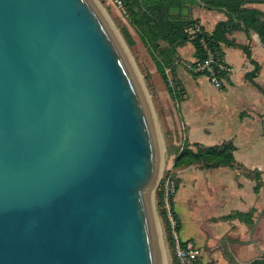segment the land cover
<instances>
[{"label":"water","instance_id":"1","mask_svg":"<svg viewBox=\"0 0 264 264\" xmlns=\"http://www.w3.org/2000/svg\"><path fill=\"white\" fill-rule=\"evenodd\" d=\"M167 156L98 0H0V264H172Z\"/></svg>","mask_w":264,"mask_h":264},{"label":"crops","instance_id":"2","mask_svg":"<svg viewBox=\"0 0 264 264\" xmlns=\"http://www.w3.org/2000/svg\"><path fill=\"white\" fill-rule=\"evenodd\" d=\"M244 7L257 10L260 21L264 24V2H254ZM178 12V11H177ZM185 17L197 21L208 34H212L218 23L228 20L224 11L210 10L199 5L187 6L182 10ZM137 47H144L138 34L125 21ZM238 46H221L222 58L229 71L224 78V86L217 89L209 81H202V75L190 71L188 66L199 59L191 42L177 49V57L181 64L175 62L172 77L185 90V99L181 102V116L188 129V143L200 144L204 147L218 146L231 143L235 147L234 156L236 166H242L248 174H241L238 168L220 167L216 169L204 168L201 164L174 169L178 177V192L173 198L174 211L179 222V236L182 241H193L201 250L200 264H250L252 261L264 258V165L249 168L243 161H239L237 144L244 140L243 146L248 149L264 148V40L258 32L242 26L228 35ZM168 47L167 43L161 42ZM243 48H247L248 52ZM146 49V48H145ZM259 68L256 77L249 75ZM151 72L154 75L153 70ZM168 97L169 94L167 93ZM207 103L215 104V108H225L222 116L218 112L213 115V123L217 135L213 134L212 122L194 119V113L202 110ZM240 117L239 131L233 132L232 125ZM212 119V117H210ZM224 134H227L223 136ZM223 136V137H222ZM198 138H206L213 145H206ZM214 140V141H213ZM177 156V155H176ZM175 156V157H176ZM230 169L229 177L222 182L220 177L207 178L205 170ZM226 171V170H224ZM228 173V172H227ZM259 184L257 192L255 188ZM214 192V197L212 194ZM252 191V192H251ZM249 192V194H248ZM215 206L218 215L211 217V221L224 223L222 229L196 230L197 211L206 205ZM182 205L187 208L188 221L194 225L184 223L181 215ZM237 214H252L253 224L249 225ZM201 222H198L200 224Z\"/></svg>","mask_w":264,"mask_h":264},{"label":"trees","instance_id":"3","mask_svg":"<svg viewBox=\"0 0 264 264\" xmlns=\"http://www.w3.org/2000/svg\"><path fill=\"white\" fill-rule=\"evenodd\" d=\"M205 2V8L210 10L223 11V8L227 9L228 20L218 23L212 34L205 35L208 45L218 52L221 57L222 45L230 47L238 46L234 40L228 38V35L240 30L242 24L246 26L247 31L252 29L258 32L264 40V24L260 21V13L257 10L244 7L254 2L220 0H207ZM124 3L128 10L127 21L138 34L141 42L152 57L158 73L167 85L171 98L178 103L183 102L185 90L178 81H175V89L169 86L167 69L174 71L177 49L188 42L193 44L196 50V57L199 61H202L205 57L201 44L202 36H197L191 40L190 35L186 32L197 21L192 20L190 17H185L182 13V10L187 8V6L198 4L193 0H124ZM124 34L131 37L133 41L131 33L127 28ZM161 42L167 43L168 47L164 48ZM243 49L248 52L247 48ZM258 72L259 68L257 66L256 70L249 75V78H255ZM234 151L235 147L231 143L212 147H204L200 144H194L193 147L190 144H185L176 156L173 168L179 169L195 164H201L204 168L208 169L220 167L235 168ZM259 189L260 186L258 184L255 190L258 192ZM157 198L158 207L161 209L163 219L168 222V211L161 190L157 192ZM173 198L170 200L171 214L177 221L176 231L179 233V222L174 211ZM237 216L243 218L249 225L253 224L251 220L252 214H237ZM250 264H264V258L256 259Z\"/></svg>","mask_w":264,"mask_h":264},{"label":"rangeland","instance_id":"4","mask_svg":"<svg viewBox=\"0 0 264 264\" xmlns=\"http://www.w3.org/2000/svg\"><path fill=\"white\" fill-rule=\"evenodd\" d=\"M100 4L103 6L109 17L111 18L112 22L116 26V28L119 30L123 40L125 41L126 45L128 46L133 59L139 69V72L141 76L144 78V82L146 85V88L151 95L152 103L157 111L158 119L163 131L164 139L166 142V153L168 154L167 156V162H166V167L164 171V176L161 179V181L158 183L156 192H155V201H156V206L157 210L159 213V217L162 223L166 243H167V250L171 258V263L172 264H177V258H176V243L175 239L173 236V230L171 228V222L170 219L172 216L167 214V219L168 222L164 221L163 215L161 213V209L158 207V198H157V192L161 190V185L162 182L165 180V178L169 174H173L177 180L178 177L175 172H173L172 163L175 161V156L178 155V153L182 150V148L185 146V144H188V129L187 125L184 123L183 117L181 116V107L180 103L174 101L169 92L166 83L162 79L161 75L158 73L157 68L155 66L154 61L152 60V57L150 56L149 52L147 49L144 47H137L135 42L132 41L131 37L126 36L124 34V31L126 29L125 26V21H127L128 14L124 13V11L120 8V6L116 3L115 0H98ZM124 3V0H121ZM125 8L127 10V7L125 5ZM181 64L180 58H176V63ZM153 70V73L151 72ZM167 76H168V84L172 88L173 85L176 86L175 79L172 77V74L170 73V70L167 69ZM170 79V80H169ZM200 80L206 81L207 77L202 75L200 77ZM208 81V80H207ZM211 86L212 84L209 83ZM169 94V97L167 95ZM219 109V107H218ZM215 108V104L207 103L205 106H203L202 110L199 111V113L195 112L194 113V119L197 121L200 120L201 123L200 125L203 124L202 120H208L209 122H212V129H213V134L206 137H214L213 135H217L215 129V124L213 123V115L218 112V115L222 116L225 112V108H220L218 110ZM212 117V119L210 118ZM238 122H235V125H232V130L233 132H238L239 131V125H240V117L238 118ZM218 135H221V131L218 130ZM217 135V137H218ZM227 134H224L225 136ZM222 136V137H223ZM198 141H201L202 143L206 145H213L211 144L208 139L206 138H198ZM214 141V140H213ZM239 143V144H238ZM244 140H241L240 142H237L239 148L238 152V159L239 161H243L246 166L251 168L252 166L256 165L257 167L264 165V148L257 147L253 149H248L246 148L247 146H243ZM235 168H238L237 170L240 171L241 174H248V172L242 167V166H235ZM226 170V171H224ZM218 169V170H205L204 174L206 175L207 178H212L213 180L216 177H220L222 182L227 181L230 179L229 177V171L230 169ZM228 172V173H227ZM252 192V191H251ZM213 197L214 192L212 191ZM249 194V192H248ZM182 210H181V215L184 220V223L189 224L190 228L193 229L194 225H191L190 222L188 221V211L187 208L182 205ZM197 216L196 218V230L198 229L199 231L201 230H208L210 229H220L224 228L226 225L224 223H217L215 221H211V217H216L218 215L217 210L215 206L212 205H206L205 208H201L197 211ZM198 222H201L198 224ZM173 236V237H172Z\"/></svg>","mask_w":264,"mask_h":264},{"label":"built area","instance_id":"5","mask_svg":"<svg viewBox=\"0 0 264 264\" xmlns=\"http://www.w3.org/2000/svg\"><path fill=\"white\" fill-rule=\"evenodd\" d=\"M124 13L128 14L125 5L121 0H115ZM191 40L197 36H202L201 44L203 46L205 57L202 61H197L195 64H190L188 68L191 72L207 77L208 81L217 89H222L224 86V78L228 73L229 69L223 60V58L211 48L205 40V35L208 34L200 25L195 24L186 31ZM170 80V79H169ZM175 85L172 86L175 89ZM178 180L173 174H169L162 182L161 191L163 193V199L168 211L171 216L170 200L178 192ZM171 228L173 230V236L176 243V258L178 264H200L201 250L197 244L193 241H185L182 243L179 233L176 231L177 221L171 217Z\"/></svg>","mask_w":264,"mask_h":264}]
</instances>
